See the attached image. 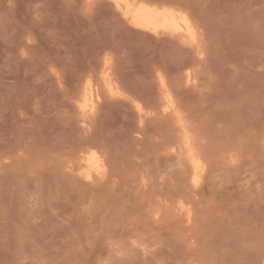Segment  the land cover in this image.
<instances>
[{
  "label": "rangeland",
  "instance_id": "obj_1",
  "mask_svg": "<svg viewBox=\"0 0 264 264\" xmlns=\"http://www.w3.org/2000/svg\"><path fill=\"white\" fill-rule=\"evenodd\" d=\"M67 1L0 0V264H264V0H183L207 17L196 84L176 88L178 116L149 117L140 133L128 103L103 96L84 132L108 147L92 181L65 166L85 138L70 100L96 51L115 34L117 74L139 93L164 55Z\"/></svg>",
  "mask_w": 264,
  "mask_h": 264
},
{
  "label": "bare ground",
  "instance_id": "obj_2",
  "mask_svg": "<svg viewBox=\"0 0 264 264\" xmlns=\"http://www.w3.org/2000/svg\"><path fill=\"white\" fill-rule=\"evenodd\" d=\"M72 1L68 0L67 2H72ZM78 1L80 3L77 2L76 5L78 4L81 5L80 6L78 5L76 8H80L81 10L80 11H78L77 9L75 10H77V12H80V14L82 11L83 15L84 14L86 15V18L87 15L88 17L93 16L92 14L93 13L95 14V12L98 10L97 8H99V10H103L102 12L104 15L108 14L107 17L111 16L113 19H115V22H113V24L115 23L116 26H114L115 24L111 26V27L114 26L113 31H116L115 28L123 29V31H125L128 34L129 41L131 40L133 41V43L135 42L134 44H136L137 42L138 45L140 43V45H142L146 49L147 48L156 49V47H158L155 46L156 43L160 42L162 46L159 47L160 48L162 47L163 49V54L160 52L161 53L160 57L161 55L162 56L164 55V57H161L163 60L159 58L161 60L152 59L150 61L151 64L149 63L150 64L149 73L151 74L152 77V81H151L152 88L146 90V92H142L143 91L142 90L141 91L142 93H139V90H136V88L135 90L129 88L131 85L126 83L123 80L124 79L123 77L121 78V76L123 75L119 76V74H117L115 68L116 65H114L115 64L114 56H113L114 53L112 52V50L115 47H113L114 45L112 44L118 39L117 40L115 39L116 38V36H114L115 34L114 35L112 34L114 36L113 38L115 39V41L112 38V35L108 34V36L110 37L105 36L106 38H104V44L100 46L97 51L95 50L97 52L95 64L93 65V67L88 68L89 70L82 76V80H81L82 83L80 87L78 88V90L76 89L77 90L76 92L74 91L75 94L72 96V98L70 97L71 98L70 103L72 104V107L75 110L76 119H77L76 121H77V125L79 126L78 129H81L83 131V135H85L84 132L85 133L87 131L90 132L89 119L92 118L93 116L94 117L96 116L99 103L101 102L103 96L107 97L112 101L124 100L128 103L136 120V122H134L136 123V125L134 126L135 128H133L136 132L143 129V125H145L143 123L146 119L156 114L157 115L161 114L163 115V117H168V118L169 116H173V115L178 116L179 114L177 109L178 105L176 102V88L181 87L182 85L193 86L194 84H196L198 71L201 68V63H203L202 61L204 60L205 52L207 51L205 49L206 47H204L205 42L206 43L208 42V40L205 41L207 39L206 38L207 28L205 27L207 26L206 25L207 17L206 19H204L206 15L203 17L204 19L203 21L202 18L198 15L199 13L197 14L195 10L196 8H194L195 6L193 7V5L191 4H190L191 6H188V4H186L187 1L184 2L183 0L182 1L180 0H78ZM74 3L76 2H72L71 4ZM74 8L75 7H73V9ZM113 19L112 21H114ZM117 32L118 31H116V34ZM107 38L109 39L107 40ZM121 43L118 44L120 45ZM115 44H117V42H115ZM117 46L116 49L118 48ZM167 60H169L168 62L174 61L173 65L175 67H171V65L170 66L167 65L168 63ZM54 74L56 73L54 72ZM147 88L148 87L146 86V89ZM180 118H177L179 127L181 129L180 134L178 135L180 136V139H178L180 142V143L178 142L179 147L181 144V146L184 149H186L187 157L193 166V170L191 172L192 173L191 181L193 184H198L200 182V176L203 171V165L196 156L194 152L195 149L193 150L192 148V140L190 133L187 127L185 126V124L181 121L182 118L181 119ZM137 133H140V131ZM173 134L175 135V133ZM171 141H169V146L167 141H165V143L167 142V147L169 148V151L170 150L175 151L173 143L174 142L177 143V141L176 140L174 142ZM105 147L106 145L104 143L100 142L97 139L85 135V138L81 139V141L78 143L76 147L74 146L73 148H71L73 150L72 151L73 155L77 154L76 155L77 158L75 157L76 161L74 162L68 160L69 165L65 166L67 168L66 175L70 172L72 173L73 171L74 172L76 171L73 168V164H79L82 165L81 166L82 169L84 168L80 172L76 171V174L77 175L79 174L78 176L81 177V181H83L82 179H84V181L85 180L89 181L93 178L94 175L103 177L106 172V164H108V158H109L108 149H107L108 147L107 148ZM113 162L109 161V163L111 164ZM63 164H64V160H63ZM55 168L57 167L55 166ZM64 172H66V170ZM71 175H73V173ZM71 175L69 174V176ZM77 175H75V177ZM179 207L181 212L184 211L187 216L190 215V209L186 204L181 203L180 206H178V208Z\"/></svg>",
  "mask_w": 264,
  "mask_h": 264
}]
</instances>
